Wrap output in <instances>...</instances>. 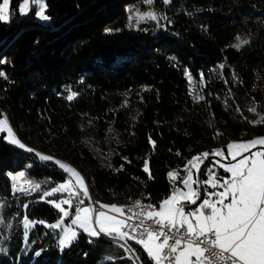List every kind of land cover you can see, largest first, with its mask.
<instances>
[{"label":"trees","instance_id":"16d2710c","mask_svg":"<svg viewBox=\"0 0 264 264\" xmlns=\"http://www.w3.org/2000/svg\"><path fill=\"white\" fill-rule=\"evenodd\" d=\"M21 1L0 21V119L6 112L33 151L0 134V264H154L136 241L125 257L106 235L82 232L59 248L48 225L62 217L50 202L61 194L44 195L67 178L56 161L75 167L99 204L157 207L194 156L264 136V0H47L48 24L34 10L20 17ZM135 11L158 19L137 22ZM209 168L230 177L210 155L196 175L201 199ZM19 171L39 190L14 195Z\"/></svg>","mask_w":264,"mask_h":264},{"label":"snow or ice","instance_id":"6c2138e0","mask_svg":"<svg viewBox=\"0 0 264 264\" xmlns=\"http://www.w3.org/2000/svg\"><path fill=\"white\" fill-rule=\"evenodd\" d=\"M146 2L151 4L153 0H146ZM164 2L169 3L170 0H164ZM29 3L30 0H23V3L19 5L22 14L29 11ZM32 3L39 4L36 15L40 19L45 21L50 19L45 14L47 5L44 0H32ZM10 5L11 0L0 2V21L7 22L9 20ZM136 16L138 17L137 22L145 19H158L157 15L151 12L136 13ZM245 43L247 41H240L233 47L239 49ZM0 75L4 74L0 73ZM77 95V93L71 92L67 99L71 101ZM250 111H255V109H250ZM260 122L256 121L255 123ZM0 132L7 133L10 143L18 145L22 149L26 147L16 138L7 118L0 119ZM152 143L154 146L155 142L152 141ZM257 145L264 146V137L244 142H229L227 144L228 157L236 162L221 164L220 167L229 173L230 177L221 183L212 173V169L209 168V179L203 181L204 184L210 185L213 189L220 187L223 191L207 193V198H204L195 210L186 212L181 206L182 201L195 205L197 200L201 199L199 189L193 187L198 181L193 179L191 169L200 173V165L203 164L204 159L210 155L224 157V151L217 149L211 154L204 152L194 156L188 161L191 168L187 169L188 176L182 181L186 190L174 191L160 203L158 210L155 206H148L152 210L144 212V218L152 221L156 227L144 225V220H141L140 225L143 226V230L139 239L130 236L127 231L123 230L128 227L125 220L117 219L116 216H110L106 211H103V209H108L123 214V209L117 205L100 204L99 209L91 205L81 207L84 200L78 199L71 223L78 225L85 233L93 237L103 233L108 236L119 237L121 240L126 237L135 239L143 247L148 257L154 261V264H165V261H168V264H264V148L251 151ZM27 151L32 152L33 149L27 148ZM36 155L43 161L53 159L51 156L40 153H36ZM238 157L240 158L238 159ZM56 163L66 173L70 174L72 179L59 184L50 191H46L44 195L50 197L59 192L79 197L80 192H82L85 198L90 199L88 187L81 174L67 164L60 161H56ZM144 171L149 172L147 161H145ZM18 176L23 178L25 173L20 172ZM169 176L173 179L176 178L174 173H169ZM11 178L14 181L12 184L14 195L26 193L29 188L32 190L40 188L39 184L33 185L31 181H25L18 186L15 182L17 176ZM25 184L28 187H25ZM77 188L79 191H76ZM50 202L63 215L60 221L48 225V227L58 228L63 223L64 218L70 215L69 210L73 206V200L61 199ZM136 204L140 206V201H136ZM64 205H68V208H65ZM2 206L0 205V207ZM40 223L44 222L41 221ZM30 226L31 222L25 217L24 228L28 229ZM173 229L177 233H180V229H184V232L180 234V238L174 239V235H169ZM132 231L135 232L136 227H133ZM76 238L77 232L68 228L64 231V236L59 243L64 247ZM173 239L174 242L170 243V240ZM182 243L184 246L181 249Z\"/></svg>","mask_w":264,"mask_h":264},{"label":"built area","instance_id":"2783aa9c","mask_svg":"<svg viewBox=\"0 0 264 264\" xmlns=\"http://www.w3.org/2000/svg\"><path fill=\"white\" fill-rule=\"evenodd\" d=\"M204 162H205V159H204L203 163ZM32 182L34 183V185L35 184H39L38 181H32ZM196 188L199 189L200 194L205 195V192L207 191V188L202 184L201 181L198 182V184L196 185ZM177 190H180V187L178 185H174V191H177ZM65 195H66V197L68 199H72L75 204L77 203L78 199L84 200V204L81 205V207L84 206V205H91V206L99 209V204L96 203L97 201H90L88 198H85L82 193H80L79 197H76L75 195L70 196L69 193H65ZM136 201H140V206H137ZM199 204L200 203L195 204V205L181 203V206L184 207L185 211L187 212V211L195 210L199 206ZM149 205L155 206L152 202L145 201V200H135V206H133V207H122L121 206V208L123 209V214L120 217H121L122 220H125L127 222V225H128V227L124 228L123 230L127 231L130 236H135L137 239L141 238L140 234H141V232L143 230V226L140 225V221L141 220H144V225H151L154 228L156 227L155 225L152 224V221L146 220L144 218V215H143L144 212L152 210V209H150L148 207ZM155 208H156V206H155ZM74 214H75V209L74 210H70V215L68 217L69 218L74 217ZM133 227H136V231L135 232L132 231ZM165 231H168V230L165 229ZM183 232H184V229H180V233H177L176 230L173 229L171 232H169V235L170 236L174 235V239L175 238H180V234L183 233ZM101 234H103V233H101ZM174 239L170 240V243H173ZM133 240L136 241L135 239H133ZM111 241L115 242V243H118V244H120V245H122L123 247L126 248V250L130 254H128L125 257H129V255L134 256V253L131 250V247H130V245H129L127 240H124V239L121 240L119 237L111 236ZM183 246L184 245L182 243L181 244V248H183ZM165 264H168V261H165Z\"/></svg>","mask_w":264,"mask_h":264},{"label":"rangeland","instance_id":"374dc122","mask_svg":"<svg viewBox=\"0 0 264 264\" xmlns=\"http://www.w3.org/2000/svg\"><path fill=\"white\" fill-rule=\"evenodd\" d=\"M46 1L47 0H44V3L46 4ZM0 2H2V0H0ZM11 3H12V0H11ZM23 3V0L21 1V3L20 4H22ZM38 8H39V4L38 3H32V0H30V3H29V11L26 13V14H22L21 12H20V10H19V8H18V12H19V15H20V17H24V16H29L31 13H32V11L34 10L35 11V17L38 19V20H40V21H42L44 24H48V23H50L51 22V20L49 19V20H42V19H40L37 15H36V11L38 10ZM46 10H47V8H46ZM46 10H45V14H46ZM136 13H141V14H144L145 12H138V11H135L134 12V18H135V20L137 21L138 20V17L136 16ZM13 19H14V16L12 15V13H11V5H10V18H9V20L7 21V22H4V23H11L12 21H13ZM146 20V19H145ZM3 118H7V121H8V124L10 125V127H11V124H10V121H9V115L6 113V112H4L3 113ZM12 128V127H11ZM12 130H13V132L15 133V131H14V129L12 128ZM1 133H6V132H0V134ZM15 135H16V133H15ZM6 137H7V133H6ZM262 137H264V136H262ZM16 138L18 139V137H17V135H16ZM256 138H259V137H256ZM8 139V138H7ZM255 139V138H254ZM252 140V139H251ZM244 141H249V140H242V141H234V142H244ZM25 145V144H24ZM26 148H28L27 146H26ZM262 148H264V146H260V145H257L255 148H253V149H251V151H258V150H261ZM219 149H222L223 151H224V157H220V156H215L214 155V161L217 163V162H219V163H217V164H219V166L221 165V164H228L229 162H231V163H235L236 161H232L231 160V158L230 157H228V151L226 152L222 147L221 148H219ZM247 154V153H246ZM240 157H238V159H239ZM60 162H62V163H64V164H67L68 166H70V167H72V168H74L76 171H78L75 167H73L72 165H70V164H68V163H65V162H63V161H60ZM59 166V165H58ZM200 168H201V165H200ZM63 170V169H62ZM64 171V170H63ZM191 171H192V175H193V179L194 180H197L198 181V179L196 178V175L198 176L199 175V173H197V171L195 170V169H191ZM65 172V171H64ZM79 172V171H78ZM20 173V172H19ZM25 173V172H24ZM66 173V172H65ZM67 174V178H66V180L64 181V182H66L67 180H69V179H72V177H70V174H68V173H66ZM13 176H15V173L13 174ZM26 176V175H25ZM187 176H188V173H187ZM187 178V177H186ZM12 180V178H10V181ZM17 180L18 181H16V183L18 184V182H19V179H18V174H17ZM31 181H36V180H31ZM63 182V183H64ZM199 182V181H198ZM14 183V181L12 180L11 181V188H12V184ZM40 184V183H39ZM198 184V183H197ZM197 184H194L193 185V187L194 188H196V185ZM33 185H34V183H33ZM87 185V184H86ZM210 186V185H209ZM88 187V186H87ZM207 188V187H206ZM182 189H184V185H183V183H182ZM13 190V189H12ZM37 190H39V189H37ZM37 190H30V191H28L27 193H21V194H24V195H26V194H29L30 192H34V191H37ZM184 190H186V189H184ZM76 191H79V189L77 188L76 189ZM88 191H89V187H88ZM220 191H223V189L222 190H218V191H213V192H220ZM212 191H209V192H207V193H211ZM59 193V192H58ZM58 193H55V194H58ZM80 193H82V192H80ZM54 194V195H55ZM61 194V197L58 199V200H56V201H59V200H61V199H67L65 196H64V194L65 193H60ZM89 196H90V201H96L95 199H94V197L92 196V194L90 193V191H89ZM206 196H207V194H206ZM212 199H215V197L214 198H212ZM53 200H55V199H52L51 201H53ZM198 201V200H197ZM89 202V201H88ZM226 203H227V201H225ZM181 203H184V204H189L187 201H182ZM99 204V203H98ZM99 206H100V204H99ZM64 207L65 208H68V205H64ZM118 207H121V206H118ZM158 210V209H157ZM103 211H106L107 213H108V215H110V216H116V218L117 219H121V217H120V215H122V214H119V213H115V212H112V211H109L108 209H103ZM63 215V214H62ZM74 217H71V218H69V217H66V218H64V220H63V223L60 225V227H58V228H55L57 231H58V237H57V242H58V245H59V248L61 249V250H64V249H66L67 247H69L76 239H74L69 245H67V246H64V247H62L61 245H60V240L63 238V236H64V231L66 230V229H68V228H71V229H73V230H75L76 232H77V237H78V235L80 234V233H82V232H84L83 231V229L82 228H80L78 225H73L72 223H71V220L73 219ZM61 220V219H60ZM60 220H58V221H60ZM68 220V221H67ZM122 220V219H121ZM57 221V222H58ZM57 222H55V223H53V224H56ZM34 225V223L33 222H31V226H33ZM30 226V227H31ZM85 233V232H84ZM86 234H88V233H86ZM89 235V234H88ZM101 235V234H100ZM99 235V236H100ZM108 236V235H107ZM93 237V236H92ZM95 237H98V236H95ZM124 240H127V241H134L133 239H130V238H128V237H126ZM130 254V253H129Z\"/></svg>","mask_w":264,"mask_h":264},{"label":"bare ground","instance_id":"6f19581e","mask_svg":"<svg viewBox=\"0 0 264 264\" xmlns=\"http://www.w3.org/2000/svg\"><path fill=\"white\" fill-rule=\"evenodd\" d=\"M20 172V171H19ZM18 172V173H19ZM21 172H24V171H21ZM20 179H21V181H22V183H25V181H31L30 179H28L26 176H24L23 178H21V177H19ZM18 178V179H19ZM18 181V180H17ZM32 182V181H31ZM32 184H33V182H32ZM18 186H19V182H18ZM25 187H28V185L27 184H25ZM31 190V188H29V191ZM90 191V190H89ZM28 192V191H27ZM26 192V193H27ZM174 192V187L171 189V193H173ZM133 206H135V201H133V202H131V203H127V204H125V205H122V207H133ZM101 235H105V234H101ZM108 240H110L111 241V236H105Z\"/></svg>","mask_w":264,"mask_h":264},{"label":"crops","instance_id":"0c3cea01","mask_svg":"<svg viewBox=\"0 0 264 264\" xmlns=\"http://www.w3.org/2000/svg\"><path fill=\"white\" fill-rule=\"evenodd\" d=\"M181 189H182V187H181ZM213 191H218V190L212 189V192H213ZM204 198H207V196H205ZM204 198L198 200V201H197V204H198V203H201L202 200H203ZM212 198H214V197H212ZM189 204H190V203H189ZM86 206H89V205H84V206H82V207H86ZM159 206H160V205H159ZM159 206H157L156 209H159ZM120 216H121V215H120ZM181 249H182V248H181ZM193 259H194V258H193Z\"/></svg>","mask_w":264,"mask_h":264},{"label":"water","instance_id":"95a60500","mask_svg":"<svg viewBox=\"0 0 264 264\" xmlns=\"http://www.w3.org/2000/svg\"><path fill=\"white\" fill-rule=\"evenodd\" d=\"M200 175V174H199Z\"/></svg>","mask_w":264,"mask_h":264}]
</instances>
